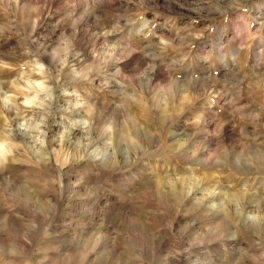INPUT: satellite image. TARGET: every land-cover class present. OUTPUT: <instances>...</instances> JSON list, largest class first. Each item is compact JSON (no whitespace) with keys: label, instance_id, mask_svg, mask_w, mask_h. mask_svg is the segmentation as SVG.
<instances>
[{"label":"rangeland","instance_id":"rangeland-1","mask_svg":"<svg viewBox=\"0 0 264 264\" xmlns=\"http://www.w3.org/2000/svg\"><path fill=\"white\" fill-rule=\"evenodd\" d=\"M121 2L124 10L112 14L101 12L93 0H3L0 4V243L7 246L0 264H264V231L250 232L241 222L252 214L264 227V176L230 166L189 171L173 155L170 142L156 136L157 149L149 150L156 154L144 158L142 175L121 185L110 179L129 171L116 151L120 130L110 131L105 125L98 133L96 110L77 103L73 86L61 78L47 107L35 106L41 96L28 110L23 105L25 96L32 100L38 92L37 65H48L65 54L81 77L101 85L92 94L107 102L103 86L109 81L98 74L126 59L129 49H136L134 56L154 55L147 42L161 39L190 46L201 34L210 35V28L223 27L221 11L229 8V0H220L202 16L191 10L193 0H113L115 8ZM208 2L204 0L205 5ZM83 5L93 10L95 22L79 21L86 13ZM236 15L229 11L230 19ZM81 27L88 29L82 40ZM100 30L112 34L111 43L93 39ZM108 44L117 49L105 54ZM257 45L264 47V27L259 23L242 38L237 71L249 70L246 53ZM127 111L132 120L155 131L142 105L130 104ZM21 123L33 140L43 137L42 147L13 137L12 130ZM221 124L217 118V127L208 133L218 137L217 153L239 147L247 155L257 144L264 145V136L256 140L241 134L236 145L226 148L219 139ZM71 125L82 130L73 131ZM139 125L127 124L130 137L125 147L147 136ZM197 132L193 126L186 139ZM109 140L112 158L105 167L82 159L102 158ZM203 147L199 140L194 151ZM79 169L88 171L79 174L72 190H66L69 175Z\"/></svg>","mask_w":264,"mask_h":264},{"label":"clouds","instance_id":"clouds-1","mask_svg":"<svg viewBox=\"0 0 264 264\" xmlns=\"http://www.w3.org/2000/svg\"><path fill=\"white\" fill-rule=\"evenodd\" d=\"M11 2L18 3V0ZM2 3L3 0H0ZM93 3L101 12L107 11L109 14L124 10L123 2L119 9L115 8L113 0H93ZM215 3H220V0H209L206 5L204 0H193L191 10L199 11L203 16L214 8ZM232 10L237 15L230 19L229 11ZM221 15L225 25L210 28V35L201 34L198 42H192L190 46L178 47L171 40L161 39L159 43L147 42L154 55L134 56L136 49H129L126 59L98 74L101 80L109 81L103 86L107 102H101L92 94V90L101 85L95 80L81 77L65 54L63 59L52 58L48 65H37V74L41 76V80L35 83L38 92L25 103L31 107L37 96H41L40 103L35 106L47 107L54 98L53 93L61 78L66 85L73 86L77 103L96 110L94 127L98 133L105 125L110 131L120 130L121 139L116 151L124 157V167L129 171L110 179L121 185L131 184L142 175L144 158L156 154L149 151L157 149L156 136L170 142L173 155H177L189 171L197 168L223 170L230 166L264 176V145L257 144L255 150L249 149L247 155L239 147L231 153H217L218 137L208 135L217 127L219 118L222 121L219 139L226 148L236 145L241 134L256 140L264 136V47L257 45L255 50L249 49L246 53L249 70L237 71L243 54V36L250 34L257 23L264 27V0H229V8L221 11ZM90 19L95 22L94 17ZM81 59L87 60L84 56ZM133 103L142 105L150 113L149 120L154 122V132L128 116L127 110ZM43 119L41 116V121ZM128 123L144 128L147 136H141L139 143L130 141L125 147L130 137ZM240 124L244 127H239ZM193 126L198 130L197 135L186 139ZM19 127L23 130L25 125L21 123ZM99 139L103 141L105 137L100 136ZM199 140L204 141V147L194 151ZM178 141L183 142L177 145ZM111 147L112 141L109 140L99 160L90 157L82 159H88L90 164L97 167H105L112 158ZM137 153L140 155L137 156ZM40 162L38 159L37 163ZM137 164L139 166L133 167ZM86 171L88 169H79L76 175L70 174L65 184L66 190H72L79 174ZM241 222L250 232L264 231L260 220L252 214L242 218ZM196 228L194 225L192 231ZM235 246H238V242ZM6 247L0 243V259H6Z\"/></svg>","mask_w":264,"mask_h":264},{"label":"bare ground","instance_id":"bare-ground-1","mask_svg":"<svg viewBox=\"0 0 264 264\" xmlns=\"http://www.w3.org/2000/svg\"><path fill=\"white\" fill-rule=\"evenodd\" d=\"M81 10H86L85 12V14L83 15V17L80 19L79 18V21L80 22H82L81 20H85V22H89L91 19V17H92V14L94 13L93 12V10L91 9V8H89V7H87L86 5H83L82 6V9ZM29 16H30V14H29ZM81 16V15H80ZM84 18V19H83ZM78 21V22H79ZM86 25V24H85ZM80 26H82V25H80ZM78 28V27H77ZM82 28V27H81ZM80 28V30L78 31L79 32V36L81 37V40L85 37V36H87V34H88V29H86V28H82L81 29ZM90 28V27H89ZM78 34V33H77ZM93 35V39H95V41L96 42H110L111 40H112V38L113 37H111L112 36V34H109V33H106V32H104V31H102V30H100L99 32H97V33H93L92 34ZM89 36V35H88ZM90 39H92V36L90 37ZM78 40H79V38H78ZM81 40H79V41H81ZM111 43V42H110ZM103 44H105V43H103ZM86 46V45H85ZM117 49V47L114 45V44H108V46H105V49L103 50V52L105 53V54H107L108 52L110 53H112L114 50H116ZM104 54V55H105ZM108 56V55H107ZM111 56V55H110ZM75 57H77V55H75L74 54V56L72 57V59H70V61H72V62H74L75 61ZM114 64H116V63H114ZM113 63H112V65H114ZM37 91V90H36ZM26 100H30V98H28L27 96H25V100H24V102H23V105L27 108V110H28V108H30L29 107V105L28 104H26L25 103V101ZM25 103V104H24ZM77 108V107H76ZM78 109V108H77ZM76 109V110H77ZM80 109V108H79ZM30 110V109H29ZM55 111V110H54ZM59 111V110H58ZM60 112V111H59ZM76 112H78V111H76ZM18 118V117H17ZM62 120V119H61ZM64 120V119H63ZM60 122V121H59ZM71 129L73 130V131H80V130H82L78 125H71ZM44 131V130H43ZM12 134H13V137L16 139V138H18V140H20V141H28V142H30V143H33V144H36V143H38L39 144V147H42L43 146V143H44V140H43V137L40 139V140H36V139H32V136H30V134L27 132V131H25V129H21L20 127H16V128H14L13 130H12ZM46 132L44 131L43 132V135L45 134ZM12 136V135H11ZM39 139V138H38ZM42 142V143H41ZM214 192H213V194L214 193H217L216 192V190H213Z\"/></svg>","mask_w":264,"mask_h":264}]
</instances>
